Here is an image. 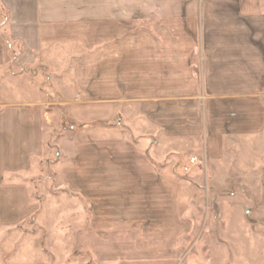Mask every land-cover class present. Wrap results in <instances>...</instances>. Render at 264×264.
<instances>
[{
    "label": "rangeland",
    "instance_id": "rangeland-1",
    "mask_svg": "<svg viewBox=\"0 0 264 264\" xmlns=\"http://www.w3.org/2000/svg\"><path fill=\"white\" fill-rule=\"evenodd\" d=\"M5 22L1 31L9 35ZM201 35L195 39L199 62ZM74 55L50 57L53 69L37 61L20 80L33 93L27 103L51 115L40 157L25 162L12 148L11 129L0 132V201L5 212L11 203L16 210L0 224V264H264L263 131L236 133L241 116L234 102L212 101L202 89L193 125L180 117L173 140L179 152L165 161L164 182L95 180L84 152L95 140H109L108 132L96 131L113 127L111 140L140 143L142 123L114 118L111 103L91 101V86L80 91L72 80ZM10 97L0 100V109L14 105Z\"/></svg>",
    "mask_w": 264,
    "mask_h": 264
},
{
    "label": "crops",
    "instance_id": "crops-1",
    "mask_svg": "<svg viewBox=\"0 0 264 264\" xmlns=\"http://www.w3.org/2000/svg\"><path fill=\"white\" fill-rule=\"evenodd\" d=\"M263 5L261 0H0V21L10 22L9 35L0 24V100L11 95L14 102L0 109V132L11 129L12 148L25 162L40 157L51 115L27 103L33 93L20 80L32 74L37 61L41 69H53L50 57L70 52L72 80L80 91L91 86V101L111 103L114 118L138 117L142 123L141 144L111 140L113 127L96 131L110 134L84 152L90 160L84 166L92 168L95 180L164 182L165 161L179 152L173 140L180 117L192 118L187 126L193 125L202 89L212 101L234 102L230 106L241 116L233 125L236 133L264 134ZM199 32L201 62L195 49ZM88 50L91 55L82 56ZM81 154L77 148L75 159ZM7 207L5 212L0 201V224L4 213L15 214L13 203Z\"/></svg>",
    "mask_w": 264,
    "mask_h": 264
},
{
    "label": "built area",
    "instance_id": "built-area-1",
    "mask_svg": "<svg viewBox=\"0 0 264 264\" xmlns=\"http://www.w3.org/2000/svg\"><path fill=\"white\" fill-rule=\"evenodd\" d=\"M198 161L195 158L191 159V165H195Z\"/></svg>",
    "mask_w": 264,
    "mask_h": 264
}]
</instances>
